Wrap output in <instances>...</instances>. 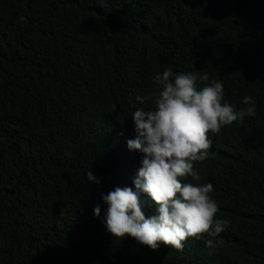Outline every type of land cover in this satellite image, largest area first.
I'll return each instance as SVG.
<instances>
[{"label":"trees","instance_id":"obj_1","mask_svg":"<svg viewBox=\"0 0 264 264\" xmlns=\"http://www.w3.org/2000/svg\"><path fill=\"white\" fill-rule=\"evenodd\" d=\"M165 69L198 90L222 81L237 111L255 100V116L209 133L200 180L184 181L255 216L239 249L152 250L107 231L102 196L136 191L133 114ZM0 264H264V0H0Z\"/></svg>","mask_w":264,"mask_h":264},{"label":"clouds","instance_id":"obj_2","mask_svg":"<svg viewBox=\"0 0 264 264\" xmlns=\"http://www.w3.org/2000/svg\"><path fill=\"white\" fill-rule=\"evenodd\" d=\"M153 88L147 97L153 107L134 112L135 138L127 141L130 151L144 157L133 181L136 191L117 187L102 196L108 205L107 231L116 240L131 237L152 250L163 244L180 252L189 238H205L212 255L243 247L253 232L255 216L246 214L248 222L240 221L244 211L223 204L219 197L224 189L212 181L195 185L184 181L189 176L200 180L194 164L209 155L213 143L209 133L218 134L225 126L255 116L254 98L243 97L247 107L237 111L224 100L222 81L212 80L198 90L196 75H174L168 69L155 75ZM137 99L143 103L145 98ZM87 177L95 180L89 171ZM141 193L154 205L150 217ZM100 211L95 207L94 215L99 217Z\"/></svg>","mask_w":264,"mask_h":264},{"label":"bare ground","instance_id":"obj_3","mask_svg":"<svg viewBox=\"0 0 264 264\" xmlns=\"http://www.w3.org/2000/svg\"><path fill=\"white\" fill-rule=\"evenodd\" d=\"M127 22V21H126Z\"/></svg>","mask_w":264,"mask_h":264}]
</instances>
